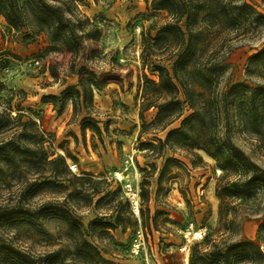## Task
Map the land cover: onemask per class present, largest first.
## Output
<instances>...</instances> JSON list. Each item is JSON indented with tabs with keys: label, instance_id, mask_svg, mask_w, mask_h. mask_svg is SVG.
Wrapping results in <instances>:
<instances>
[{
	"label": "rangeland",
	"instance_id": "obj_1",
	"mask_svg": "<svg viewBox=\"0 0 264 264\" xmlns=\"http://www.w3.org/2000/svg\"><path fill=\"white\" fill-rule=\"evenodd\" d=\"M254 1L264 12V3ZM76 5L100 33L97 41L86 40L84 50L77 55L49 51L43 34L24 40L26 28L13 30L0 17V146L9 142L24 148L37 143L48 161L66 156L67 166H76L75 172L67 167L66 177L60 165L48 166L38 159L27 163L19 153H12L8 165L0 160V221L11 210L12 217L25 220L13 227L16 231L0 229V234L15 238V244L34 254L56 250L65 242L61 221L51 217L54 208H39L59 204L61 209L72 210L84 228L99 219L109 224L121 220L123 226L89 234L90 241L112 264H184L185 260L188 264L191 246L201 240L194 238V233L216 235L219 200L215 188L222 174L202 152L194 156L177 148L158 150L155 138L163 140L165 132L148 126L155 110L143 113L142 126L137 82L141 32L151 25H164L166 17L150 14L145 0H79ZM263 42L264 29L255 38L235 33L220 37L219 54L227 64L225 78L248 80L246 60ZM81 65L93 70L104 87L92 92L90 105L76 99L73 106L68 101L58 114L60 92L77 85L78 76L70 67ZM46 96L57 98L55 107L42 100ZM84 117L96 122L99 135L81 130ZM93 121L85 124L92 126ZM232 138L264 169V150L255 148L256 143L245 135L235 133ZM53 170L67 180L66 189L34 185L52 181ZM84 174H90L91 179ZM118 174L131 184L136 194L133 199L126 195ZM142 187L148 192L146 203L140 197ZM116 189L117 194L103 198ZM231 206L235 209L230 217L233 225L224 239L255 240L264 220V195L234 201Z\"/></svg>",
	"mask_w": 264,
	"mask_h": 264
},
{
	"label": "trees",
	"instance_id": "obj_2",
	"mask_svg": "<svg viewBox=\"0 0 264 264\" xmlns=\"http://www.w3.org/2000/svg\"><path fill=\"white\" fill-rule=\"evenodd\" d=\"M78 1L0 0V17L13 30L26 28L24 40L32 41L43 34L49 51L77 55L84 50L86 40L97 41L100 34L78 10ZM145 1L150 14L163 13L167 22L160 27L151 25L141 32V74L137 82L142 126L145 125L143 113L155 110L148 126L153 131L165 132L163 140L155 138L158 150L177 148L194 156L202 152L215 162L222 174L215 188L219 200L216 235L205 233L200 241L194 242L188 264H264V220L255 240L228 242L223 237L233 225L230 217L235 209L231 204L264 195V169L232 138L235 133L245 135L256 143L255 148L264 150V42L247 58L248 80L244 82L225 78L227 64L218 46L220 37L230 33L237 37L259 36L264 29V12L254 0ZM70 71L78 76L77 85L60 92L58 114L68 101L73 106L76 99L90 105L92 92L99 91L105 84L86 66H71ZM42 100L56 106L55 96ZM88 121L93 120L82 118L81 130L90 129L99 135L96 122L90 126L85 124ZM176 121H180L179 126L168 129ZM12 153L23 155L27 163L34 164L38 159L48 166L60 165L64 176H69L66 156L48 161L47 154L37 143L24 148L9 142L0 146V160L5 164L11 163ZM165 166L158 178L157 194L161 191ZM53 171L52 181L34 185L66 189L67 180ZM84 175L91 179L90 174ZM117 192L119 189L106 192L103 198ZM140 197L145 203L149 200L143 187ZM58 205L45 204L39 210L54 208L51 217L61 221L65 242L57 245L56 250L34 254L15 244V238L0 234V264H112L90 241L89 234L123 226L121 220L117 218L109 224L99 219L84 228L72 210ZM12 213L13 210L3 214L7 217L0 221L2 231H16L13 227L24 223L22 218L12 217Z\"/></svg>",
	"mask_w": 264,
	"mask_h": 264
},
{
	"label": "built area",
	"instance_id": "obj_3",
	"mask_svg": "<svg viewBox=\"0 0 264 264\" xmlns=\"http://www.w3.org/2000/svg\"><path fill=\"white\" fill-rule=\"evenodd\" d=\"M129 161H130V162H129ZM129 161H128V160L126 161V170L128 169L129 164L132 163V159H130ZM68 168H69V170L72 171V172H75V171H76V166H75V165L68 164ZM119 182H120V183H121V182L123 183V186H122V187H123V189H124L126 195H127L128 197H130L131 199H133V198L136 196V194H135V192H134V190H133L131 184L126 183V182H123V180H122V181L119 180ZM137 214H138V213H137ZM137 233L139 234V236H141L140 232H137ZM204 235H205V231H203L202 233H200V238H198V239H202V237H203ZM137 250H138V246H137ZM184 264H187V260H185Z\"/></svg>",
	"mask_w": 264,
	"mask_h": 264
},
{
	"label": "bare ground",
	"instance_id": "obj_4",
	"mask_svg": "<svg viewBox=\"0 0 264 264\" xmlns=\"http://www.w3.org/2000/svg\"><path fill=\"white\" fill-rule=\"evenodd\" d=\"M118 178L122 181L123 180V178L118 174ZM134 210H135V214H137L138 213V208L136 207V206H134ZM200 237V234L198 233V232H196V233H194V238H199Z\"/></svg>",
	"mask_w": 264,
	"mask_h": 264
}]
</instances>
